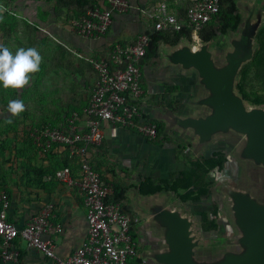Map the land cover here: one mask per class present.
Listing matches in <instances>:
<instances>
[{
    "label": "crops",
    "instance_id": "1",
    "mask_svg": "<svg viewBox=\"0 0 264 264\" xmlns=\"http://www.w3.org/2000/svg\"><path fill=\"white\" fill-rule=\"evenodd\" d=\"M20 1L30 6H33V3H35L32 0ZM168 1L175 11L179 9L181 12L189 4V0H177L178 4L174 0ZM132 3V9L127 14L117 15L109 32L105 36L98 38L87 39L73 34L67 25V19L70 16L65 20H61V18L58 19L53 14V19L58 20L57 31L62 37V42L65 45H69L79 57L90 58L96 55L109 54L116 43L130 44L137 34L151 29L152 22L148 24L145 21L147 20L145 13L147 10L144 12L143 8L148 4V0H132ZM32 12L35 14L34 8H32ZM39 23L48 28L46 21H39ZM160 42H162V45H165L164 40ZM160 42L157 48L162 50L164 46ZM0 44H3L10 51L16 46V43L6 41L3 37L0 38ZM193 45L198 46L200 44ZM15 53L13 52V54ZM69 69H74L75 74L80 77L84 85L89 86L93 82L95 87L97 74L94 69L95 74L93 75L91 72L89 74L87 72V64L84 66L83 60L76 58ZM190 76H192L193 82L190 81ZM188 83V91L187 89L185 90L186 97L184 98L181 95L182 86L186 87ZM192 83L195 88H191ZM1 85L2 83H0V94L5 96L4 92L7 91L5 90L7 88L1 91L3 90ZM170 85H178V88L181 90L179 92L180 97L178 99L177 112L175 111V113L180 116H183L182 114L184 113L185 115L197 114L199 108H197L193 101L197 97L202 96V89L201 87L198 88L197 72L193 69L185 70L181 65L171 63L167 56L162 58L154 56L148 62L145 57L143 60V95L140 99L142 113L152 119L163 122L164 130L162 136L159 138V141H155L143 136L136 129L113 126L107 123L102 143L91 147L88 155L105 179L120 185L123 189L122 205L129 210L133 218L134 228L141 241L139 264H159L151 254L157 250H164L166 246L163 244L162 234L155 227V222L161 220L159 214L162 208L181 207L180 203L176 204L173 201L176 198V190L179 192L181 190L178 187H172L175 179L181 176V172L190 169L191 161L203 159V157L208 158L215 151H223L227 154L233 150L235 154L236 148L240 143V138H233L232 140H221L219 138L220 140H213L205 146H200L198 137L192 135L190 130L183 131L178 126H169L168 115L170 116L171 106L168 103L173 104L170 98L171 95L168 92V86ZM22 89L20 88L19 90ZM89 98L88 96L84 98L87 101L81 105H72L70 113L74 110H81L87 105ZM1 106L8 107V102L0 99ZM80 124L82 127H85L86 119H82ZM52 156L59 158L58 162L63 163L68 161L75 173H78L79 166L76 164V160L67 156L65 152L54 151L52 152ZM235 158L240 163L241 170V173L239 170L240 174L235 178L243 176L244 178L243 181L233 179L232 183H227L226 185L235 187L251 185L255 180V168L257 167H254L248 161L239 160L236 156ZM46 166H50L49 160H46L44 167ZM261 171L264 173V168ZM211 173L214 178L215 172L212 170ZM259 175L257 174V176ZM44 176L43 180L49 182L50 180H45ZM53 181H55V184L50 190L38 186L36 192H32L34 189L30 186V188L26 187V189L11 185L9 186L10 188H6L11 198L9 216L11 220L19 225H23L33 214L40 212L46 204H53L55 218L62 223L63 230L51 234V237L54 240L57 253L68 256L82 245L87 236V211L82 193L77 186H67L59 181ZM169 183H171L170 186L168 185ZM0 186L3 187L1 184ZM224 186H219L220 191L224 192ZM197 188V185H193L189 190L192 191ZM207 201L208 199L201 197L185 203L183 202L185 208L192 209L190 211L192 213L188 212L185 214L193 218V229L194 225L198 222L197 216L201 219L202 210H205L203 209V204ZM207 205L213 207L211 202H207ZM226 205L228 207V201ZM208 213L210 214L211 211ZM193 214H195V217H193ZM217 223L220 224V220ZM148 228H152L154 234H159L160 239H158L159 247H153L147 251L143 248L142 243H147L144 240V230ZM156 237L155 235V239H157ZM197 239L199 241L202 239L199 233ZM198 247V254L202 256L220 249V247L217 250L201 249V246L200 248ZM20 248L23 256L21 264H48L47 259L42 254L28 249L24 242L20 243Z\"/></svg>",
    "mask_w": 264,
    "mask_h": 264
},
{
    "label": "built area",
    "instance_id": "2",
    "mask_svg": "<svg viewBox=\"0 0 264 264\" xmlns=\"http://www.w3.org/2000/svg\"><path fill=\"white\" fill-rule=\"evenodd\" d=\"M45 3L49 0H32ZM177 2V0H174ZM132 0H95L92 6L67 20L69 30L82 38L105 36L115 18L132 9ZM221 0H189L185 12L174 10L168 0H159L149 14L151 29L140 32L130 44L116 43L109 54L88 58L97 74V82L86 106L74 110L61 124L46 125L33 135L44 151H62L76 160V174L71 165L44 176L67 186H77L83 196L88 223L87 236L71 255L57 253L51 234L63 230L56 220L54 205L46 204L23 225L10 219L11 198L0 186V263H20V243L44 256L48 264H135L141 257V241L131 214L121 202L111 198L114 184L105 179L90 159L91 147L102 143L105 125L136 129L153 139L157 125L146 121L140 99L143 95V60L156 31L180 32L189 29L198 44L200 31L215 21ZM41 32L50 30L39 25ZM86 119L85 127L80 121Z\"/></svg>",
    "mask_w": 264,
    "mask_h": 264
},
{
    "label": "rangeland",
    "instance_id": "3",
    "mask_svg": "<svg viewBox=\"0 0 264 264\" xmlns=\"http://www.w3.org/2000/svg\"><path fill=\"white\" fill-rule=\"evenodd\" d=\"M158 1L148 0V4L143 8L151 11ZM83 3L84 0H49L45 3L35 2L33 3L35 7H33L20 0H0V38L3 37L6 41L16 43V46L11 50L12 53L16 52L18 48L34 47L42 57L39 70L29 74V83L22 90L11 87L5 89L3 84L1 85L3 88L1 91L7 90L4 92L5 96L0 94L2 101L20 99L25 105V110L16 116H12L8 112V107H0V184L5 188H10V185L25 189L33 187L32 192H36L37 186L43 187L41 177L37 175L39 168L44 167L46 160H49L50 166L54 169L61 166L62 162H58L57 160L60 159L52 156L51 151H44L38 147L33 135L46 125L54 126L63 123L70 114L71 106L85 103L87 100L84 98L90 97L93 92V82L89 86L84 85L80 77L75 74L74 69H69L78 58L83 60L84 66L87 64V72L94 75L88 57H79L69 45L62 42V37L57 31L58 20L53 19V14L56 15V18L65 20L80 9L88 8L87 5L81 6ZM31 7L36 11L35 14ZM231 15L238 16L239 20L231 23ZM146 19L148 24L152 22L148 13H146ZM39 21L48 23L50 34L41 32ZM247 21L252 24L257 22L256 32L252 36L253 49L250 58L242 63L237 72L234 92L241 98L247 109L264 112V47H262L264 44V0H224L221 20L213 26L201 30L198 43L208 44L210 50L225 55L228 51L233 50L232 40L241 36ZM163 40L165 45L160 42L164 46L163 51L155 47L154 41V43L152 42L150 49L147 50V62L154 56L162 58L182 45L197 44L193 42L191 34L187 31L180 34L167 32ZM262 56L263 62L258 65L260 70L255 69L253 61L259 60ZM250 63L252 66L247 74H242V71ZM190 77V81L193 82L192 76ZM188 86L189 83L186 87L182 86V91L178 85L168 86L173 103L172 105L168 104L171 106L172 113L177 112L179 92L181 91V95L185 98V90L188 91ZM193 86L192 83L191 88H195ZM182 115L184 116L185 113ZM8 120H11V123H8ZM242 136L244 137L239 133L221 134L219 138L232 140ZM220 153L221 155L215 157V160L219 161L220 167H215L207 172L205 185L192 191L186 187H179L180 192L176 190L175 194L178 199H172L176 204L180 203V209L184 213H192L190 212L192 209L185 208L184 203L195 200L197 195H200L199 198L208 199L207 202L213 204V207H209L205 202L203 204L205 210L202 211L209 212L217 207V218L215 219L217 228L215 230H202V225H200L202 218L200 219L196 215L198 222L194 225V233L196 235L199 233L202 237L198 247L201 246V249L217 250L219 247L231 249L238 245L236 240L240 236V230L234 223V216L226 205L229 197L220 191L219 186L230 184L233 179L243 181L244 176L235 178L241 173V170L233 150L227 154L223 151ZM196 161H191L190 169L198 167L199 162ZM212 170L215 172L214 178ZM189 179L185 180L183 184H188ZM213 182L215 183L213 184ZM168 185L170 186L171 183ZM209 218H213L211 213ZM218 220H220V224L217 223ZM144 231V240L147 243H142L143 248L148 251L153 247H159V234H154L152 228ZM155 235L157 239H155Z\"/></svg>",
    "mask_w": 264,
    "mask_h": 264
},
{
    "label": "water",
    "instance_id": "4",
    "mask_svg": "<svg viewBox=\"0 0 264 264\" xmlns=\"http://www.w3.org/2000/svg\"><path fill=\"white\" fill-rule=\"evenodd\" d=\"M256 24L247 21L241 36L232 40L233 50L225 55L210 50L208 44H186L166 54L171 63L195 70L202 89V96L193 101L198 113L180 116L170 111L169 126L190 130L200 146L218 140L221 134H243L235 155L257 168L251 185L223 188L240 230L238 245L199 255L200 241L192 228L193 218L180 207H164L155 227L166 247L151 254L159 264H264V112L247 109L234 92L237 72L252 53Z\"/></svg>",
    "mask_w": 264,
    "mask_h": 264
},
{
    "label": "trees",
    "instance_id": "5",
    "mask_svg": "<svg viewBox=\"0 0 264 264\" xmlns=\"http://www.w3.org/2000/svg\"><path fill=\"white\" fill-rule=\"evenodd\" d=\"M223 1L224 0H221L220 11L218 13L216 20L211 22L206 28H208L209 26H213L214 24H216L217 22H219L221 20ZM94 3H95V0H84V3L81 4V6L87 5V7H89V6H92ZM85 10H86V8L80 9L79 11L76 12V14L82 13ZM182 12H185V10H182ZM230 19H231V23H235L239 20L238 16H236V15H231ZM186 31L190 33V30L187 28L180 31V32H175V33L180 34V33L186 32ZM167 32H169V31H156V32L151 33V41H150V44H149L147 50L150 49V46H151L153 41L155 42V47H157L159 45V42L161 40H163V37L165 36V33H167ZM262 47H264V44H262ZM259 53L261 54V51ZM148 54H149V51H148ZM146 56H147V53H146ZM253 62L255 65V69H257L259 63L263 62V56L259 60L255 59ZM251 64L252 63H250L246 66V68L242 71V74H247V71H249L250 66H252ZM258 69L260 70V68H258ZM143 117L146 119V121H153L156 123L157 135L155 138H153V140L159 141V138L162 136V133L164 130L163 122L158 121L156 119H152V118L148 117L146 114H143ZM219 155H221V153L219 151H215L213 153V155L208 157V158H203L202 160L198 159L196 161L197 163L199 162L198 167L195 169L191 168L189 170L181 172V176H179L178 178L175 179L172 187L173 188H177V187L178 188L179 187L190 188L193 185H195V186L197 185L198 187L205 185V181H207V177H206L207 172L210 169H214V167H220L219 161L215 160V157H217ZM68 165H70V163H68V161H67V162H63L61 164V166H59V167L68 166ZM55 169L52 168L51 166H46V167L39 168V170L37 171L38 176L41 177L43 188H45L46 190H50L51 187L55 184V181H53V180H50L49 182L44 181L43 176L47 175V174H52L55 171ZM191 178H193V179H191ZM187 179L190 180L188 182V184H183V182ZM113 189H114V192H113V195L111 196V198L121 202V204H122V195H123L122 187L118 184H114ZM199 197H200V195H197L196 199H199ZM122 207L125 211L129 212V210L124 205H122ZM211 214L213 215V218L210 219L208 212H206V211L202 212V214H201L202 224L201 225H202L203 230H215L217 228V225L215 224V221H216L215 219L217 217V207L211 211ZM22 258H23V256H22V251H21L20 263H18V264H21ZM139 262H140V258L135 262V264H139Z\"/></svg>",
    "mask_w": 264,
    "mask_h": 264
},
{
    "label": "clouds",
    "instance_id": "6",
    "mask_svg": "<svg viewBox=\"0 0 264 264\" xmlns=\"http://www.w3.org/2000/svg\"><path fill=\"white\" fill-rule=\"evenodd\" d=\"M42 57L36 48H18L13 54L7 47L0 44V83L5 88L20 89L29 83L30 73L37 72ZM25 110L20 99L8 101V112L12 116L19 115ZM11 123V120L7 121Z\"/></svg>",
    "mask_w": 264,
    "mask_h": 264
}]
</instances>
